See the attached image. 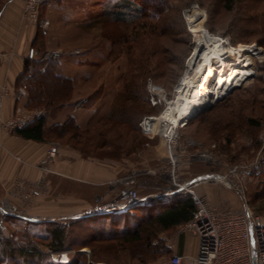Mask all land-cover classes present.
<instances>
[{
    "label": "rangeland",
    "instance_id": "obj_1",
    "mask_svg": "<svg viewBox=\"0 0 264 264\" xmlns=\"http://www.w3.org/2000/svg\"><path fill=\"white\" fill-rule=\"evenodd\" d=\"M122 1L124 0L58 1L61 6L50 15L52 21L48 20L50 23L44 30L45 34L37 31L38 43L33 46L34 56L39 55L45 59L46 52L58 51V57L46 59L59 63V72L73 79L76 97L84 98V102L78 104L81 110L76 113L77 117H81L82 126L72 118L81 131L97 128L93 134L90 132V135L82 134L75 138H72V133L56 137L52 132L47 135L45 142H48V146L57 147V154L59 153L61 159L74 160L76 156L84 163L100 165L111 174L103 184L90 183L91 180L81 181L74 179V176L72 179L53 169L56 156L50 165L52 172L41 176L45 186L39 197L46 199L45 202L49 204H60L66 201V197L83 196L92 199L93 207L99 201L104 202L113 197L121 187L120 184L112 187L109 184L111 181L119 180L131 172L138 173L135 178L137 189L142 187L143 191H149L150 194L162 190L165 182L160 180L159 177L162 176L158 175L157 170L166 164L163 142L157 136L152 139L144 136L139 129V121L144 115H158L163 106L152 108L147 104L144 83L150 78L164 89L168 97L174 95V87L185 76V65L192 54L195 33L188 25L186 10L195 5L189 9L195 10L201 27L209 34L226 39L234 47L253 45L260 48L261 53L250 61L251 76L243 84L235 86L236 88L215 104L198 111L195 116L177 127V153L180 157L178 175L182 180H189L195 174L220 175L222 181L230 187L218 179H214L215 182L207 181L211 185L200 184L209 187V203L216 209L226 206L240 210L245 202L247 207L264 220V0L237 1L230 9L224 7L223 0H164L168 3L167 6H171V11L167 13V35L157 40L161 50L160 55L154 57H148V51L145 52L144 47L136 49L134 45L121 42L117 46L112 45L106 35L102 34L110 33L115 36V33L128 35L134 32L131 30L133 25L140 21L136 8L130 10L129 16L132 18L118 30L110 26L103 30L104 17ZM46 38L49 41L47 44ZM209 48L214 49V46L209 45ZM150 49L151 46L148 47ZM225 55L228 60L234 61L240 56ZM235 67L238 68L239 65ZM228 71L230 73L231 70ZM129 91H134L136 95L131 100V112L127 116L117 114L119 119L105 121L111 108H118L120 112L119 104L124 97H128L126 93H131ZM93 94L97 98L86 102L85 99ZM134 106L138 107L136 113L132 110ZM62 109L57 112L50 111L46 127L62 124L70 117ZM36 111L39 110H26L35 113L33 117L37 115ZM128 117L133 119L132 122L124 121ZM248 119L255 120L258 126L247 124ZM193 155H206L207 159H192L190 156ZM240 166L243 167L239 168ZM235 167V171H232ZM110 188L113 189L112 192ZM104 191L106 194L110 191L109 196L95 202L93 195ZM20 195V205L0 196V202L3 199L8 200L16 207L13 213H17L0 215V237L11 240L16 246L37 247L43 254L40 264H66L71 259L78 260V264H150L160 258V254L149 250L148 254L143 241L123 245L113 254L99 251L96 245L75 246L86 239L79 230L81 224L67 229L68 238L72 239L67 243L68 249L50 251L47 240L51 226L45 222L53 220L58 223L53 225L58 226L75 217L33 216L28 212L32 199H26L22 193ZM159 209L155 207L153 211ZM132 213V216L118 218V229L126 225L131 228L125 219L134 221L142 216L143 211L135 210ZM95 222L84 220L82 224L91 225ZM174 232V229L158 231L156 236L172 235ZM62 253L66 258L60 259L59 255ZM0 264H15V261L6 260Z\"/></svg>",
    "mask_w": 264,
    "mask_h": 264
},
{
    "label": "trees",
    "instance_id": "obj_2",
    "mask_svg": "<svg viewBox=\"0 0 264 264\" xmlns=\"http://www.w3.org/2000/svg\"><path fill=\"white\" fill-rule=\"evenodd\" d=\"M237 1L241 0H223V4L225 8L230 9ZM167 5L168 3H165L164 0H124L116 4L110 11V14L104 17L105 19L102 21V26H105V28L103 30H105L107 26L114 27V29L118 30L121 25H125L126 21L132 18V16H129L130 10L136 8L138 9L136 12L140 21L133 25L131 30H134V32H130L128 35L126 33H124L126 35L123 33H115V36L110 35V33L102 34L104 36L106 35L105 37L112 45L119 44L120 42L122 44L129 43L130 45H134L133 47L136 49L144 47L145 52L148 51V57L159 56L161 45L158 41L160 38L167 35V13L171 11V6ZM136 17L133 16V18ZM145 43H147V45ZM149 46H151L150 50H148ZM247 78L248 74L243 81L236 85V87L243 84ZM15 87L25 89L27 93L25 96V107L27 109L41 110V114L33 117L30 123L13 131L21 138L45 142L47 135H51L52 132L56 134V137L66 136L72 133V138H75L80 137L82 134L90 135L96 131L97 128L95 127L90 131H81L72 117H68L62 124H56L51 128L46 127L50 111L57 112L62 109L63 106L71 100L74 91L73 80L59 72V63L57 61L46 58L42 59L39 55L37 57L33 56L32 59H25L23 62V69L16 78ZM129 92L131 93H126L128 97H124L121 104H119L120 112H118V108H111L105 117V121L119 119L117 114L121 113L120 115L127 116L131 112V100H134L136 95L134 91ZM92 96L87 97L85 101L87 102L89 99L97 98L94 94ZM147 104L150 106L148 101ZM132 110L136 113L138 112V107L134 106ZM132 120L131 117H128V119L124 121L132 122ZM247 124L258 126L256 121L252 119H248ZM100 127H102V125ZM135 210L143 211L142 216L131 222L125 219L126 223H130L131 228L129 225H126L118 229V218L122 216H132V212ZM193 210L194 206L191 199L187 196L178 195L173 199L170 206L157 212L151 209H134L133 211L121 215L105 214L90 217L78 216L58 226H54L53 224L58 223L51 220L45 222L48 226H51L49 228L47 245L49 250L54 252L68 249L69 246L67 243H70L72 239L68 238L69 232L67 229L71 228L73 225L79 226L81 224L79 230L84 233L83 235L86 239L85 241H79L75 246L96 245L99 251L113 254L116 253L118 249L122 248L123 245L135 244L143 241L144 248L147 252L149 250L150 252L160 254V258L168 257L169 249L166 242L161 237L156 236V232L169 231L176 226L179 227L191 218ZM84 220H93L96 222L91 225H85L82 224ZM143 235H145V237ZM150 252H148V254ZM0 254V263L8 260V262L15 261V264H40V258L43 257L41 251L33 245L16 246L11 240L1 237ZM66 264H78V260L71 259Z\"/></svg>",
    "mask_w": 264,
    "mask_h": 264
},
{
    "label": "built area",
    "instance_id": "obj_3",
    "mask_svg": "<svg viewBox=\"0 0 264 264\" xmlns=\"http://www.w3.org/2000/svg\"><path fill=\"white\" fill-rule=\"evenodd\" d=\"M49 1L51 0H21V17L30 25L45 30L49 25V21L41 17V10L43 5ZM205 31L208 32L207 30ZM218 38L223 41L222 47L226 51L230 49L238 50L240 47L231 46L226 39ZM243 46L245 47V45ZM246 47H253L260 51V48L253 45ZM58 53V51H48L44 54V57L53 59L58 57ZM33 56L34 50L33 48H29L26 57L31 59ZM221 68H223L222 70L225 73L229 72V67L226 64H222ZM182 78L176 83L174 95L171 98L168 97L162 87L156 85L150 78L146 79L144 83V92L150 106H163L162 111L158 115L142 116L139 121V129L148 139L157 136L163 142L166 164L164 167L158 169L157 172L159 176L166 178L167 183L164 189L151 194L140 195L138 189L135 187V178L138 176V173L131 172L123 178L109 183L112 186L118 184L121 186L117 189L113 197L104 202L99 201L95 206L79 216L121 215L134 209L153 210L155 207L163 209L168 207L176 196H187L191 199L194 210L191 218L180 225L177 228V232H187L197 240V251L195 256L190 259V264H252V251L255 254L256 264H264V220L262 217L251 211L245 202L240 210H233L226 206L222 209H216L209 203L205 196L199 195L195 189L198 184L207 181L195 182L193 179L182 180L179 178L178 163L180 157L177 153V127L183 125L189 118L183 123L179 119L177 120L178 123L174 125L165 117V114H173L169 110L173 104L176 109L178 86ZM14 93L17 97L26 96L25 90L21 87L17 88ZM8 94L9 92L6 88H0V108L3 106ZM34 114L33 112H25L22 114H14L6 119L0 117V128L8 132L22 128L32 121ZM56 156L57 147L55 145L48 146L37 164L40 176L35 183L23 187L22 196L26 199H32L41 195L45 186L41 176L52 172L50 165ZM190 157L192 159H207L206 155H202L201 157L193 155ZM17 159L19 158L17 157ZM241 167L243 166L239 168ZM236 168H233L232 171H235ZM154 172L150 173L154 174ZM218 180L222 181V177ZM209 181L215 182L214 179ZM223 183L230 187L228 183ZM15 211L16 207L12 206L8 200H1L0 215H8L10 213L17 215V213H13ZM52 257L55 256L52 255ZM59 257L60 259L62 257L66 258V255L62 253ZM182 263L183 257L172 255L169 257H161L150 264Z\"/></svg>",
    "mask_w": 264,
    "mask_h": 264
},
{
    "label": "crops",
    "instance_id": "obj_4",
    "mask_svg": "<svg viewBox=\"0 0 264 264\" xmlns=\"http://www.w3.org/2000/svg\"><path fill=\"white\" fill-rule=\"evenodd\" d=\"M58 1L61 2V0H51L45 3L41 10V16L52 21L50 15L57 10L56 8L61 6L58 4ZM21 7V0H0V88H6L9 92L4 100L3 106L0 108V117L2 119H6L14 114L26 112L25 97H17L14 93L16 89L15 81L23 69V62L27 58L28 49L33 48L38 43L37 31L44 32L45 34L43 29L30 25L21 17ZM47 43L49 41L46 38ZM76 94V91H74L72 99L66 103L62 112H65V115L73 117L82 126L80 123L81 117H77L76 113L81 110L78 104L84 102V98L76 97ZM36 114H41V111H36ZM47 148L48 142L23 139L13 131L8 132L0 128V196L2 198H9L15 204H21L19 197L21 196L23 187L25 184L35 183L38 179L39 172L37 164ZM73 159H61L58 153L52 167L55 171L64 173L72 179V176H74L76 177L74 179H81V181L91 180L90 183L95 184H103L111 176L110 172L106 171L100 165L96 166L92 165V163H84L76 156ZM198 175L200 174H195L190 179H194ZM105 177L106 180H104ZM159 178L160 180H164L165 184L163 185L165 187L167 183L166 178ZM205 183L207 182L200 184ZM200 184L196 186V192L199 195L205 196L210 202L207 196L210 192L209 187L201 186ZM208 184L211 185V183ZM164 187L162 186V189ZM138 190L140 195H147L149 193V191H143L142 187ZM110 191L112 192L113 189L110 188ZM110 191L107 194L105 191L101 192V194H94L93 200L98 202L102 198H106V196H109ZM41 198L43 197L32 198L33 202L31 203L30 209H28L31 215H66L68 217H77L93 205L91 204V198L83 196L78 198L66 197V201L60 204L56 203L57 205L54 203L49 204L45 202L46 199ZM163 209L157 211H162ZM177 227L173 228L175 232L172 235H161L160 237L165 240L169 249L168 257L178 255L183 257L182 264H190V259L195 256L197 251V240L187 232H177Z\"/></svg>",
    "mask_w": 264,
    "mask_h": 264
},
{
    "label": "bare ground",
    "instance_id": "obj_5",
    "mask_svg": "<svg viewBox=\"0 0 264 264\" xmlns=\"http://www.w3.org/2000/svg\"><path fill=\"white\" fill-rule=\"evenodd\" d=\"M186 13H188V25L195 33V39L192 54L185 65V76L178 86L176 109L173 104L169 108L173 114H165V117L174 125L178 123L177 120L180 119L179 121L183 123L201 109L215 104L243 81L247 74L248 77L251 76L250 61L260 53L256 48L243 45L238 50H224L223 41L201 27L194 9H188ZM209 45H213L214 49H210ZM225 54L229 56L234 54V57L240 54V56L237 61H234L233 59L228 60ZM222 64L229 67L230 73L225 74L221 68ZM235 65L239 67L236 68Z\"/></svg>",
    "mask_w": 264,
    "mask_h": 264
},
{
    "label": "water",
    "instance_id": "obj_6",
    "mask_svg": "<svg viewBox=\"0 0 264 264\" xmlns=\"http://www.w3.org/2000/svg\"><path fill=\"white\" fill-rule=\"evenodd\" d=\"M210 107V106H209ZM206 109V108H205ZM204 110V109H201ZM195 116V115H194ZM221 176L218 174H212V173H208V174H202V175H198L197 177H195L193 180L195 182H201V181H209L212 179H220ZM78 217V216H77ZM251 258H252V264H256V259H255V254L254 251H252L251 253Z\"/></svg>",
    "mask_w": 264,
    "mask_h": 264
}]
</instances>
